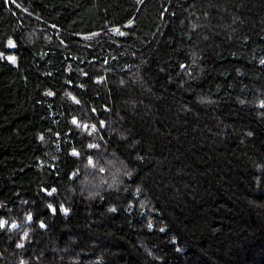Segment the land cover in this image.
Wrapping results in <instances>:
<instances>
[{
    "label": "trees",
    "instance_id": "trees-1",
    "mask_svg": "<svg viewBox=\"0 0 264 264\" xmlns=\"http://www.w3.org/2000/svg\"><path fill=\"white\" fill-rule=\"evenodd\" d=\"M0 52V264H264V0H0Z\"/></svg>",
    "mask_w": 264,
    "mask_h": 264
},
{
    "label": "rangeland",
    "instance_id": "rangeland-1",
    "mask_svg": "<svg viewBox=\"0 0 264 264\" xmlns=\"http://www.w3.org/2000/svg\"><path fill=\"white\" fill-rule=\"evenodd\" d=\"M80 115L84 116L83 118H80V120L83 121L82 124L76 126L80 131L87 133L93 129V125L94 128L97 129L98 131L96 132V134H93L92 132L88 134L89 141L91 142L95 138V136L98 135L97 133H99L100 128L95 126L93 121V119L95 118L93 116H90L89 114L86 113ZM86 124L89 125L85 126ZM99 143H100L99 141H95L94 147H100ZM94 151L95 150L93 149L92 153L89 155V157H87V162H85V164L82 167V173L80 178L83 183V191L85 195L89 197L95 195V193L100 190L102 185H106L107 183L109 184L111 182V181L109 182V179L107 178L108 175L114 177L119 176V179H121L122 175L127 173V168L124 163L118 162L114 158L112 159L104 153L98 156L97 154H95ZM90 164H92V166ZM115 168L118 169L116 174L113 173ZM103 174H106L107 176H103Z\"/></svg>",
    "mask_w": 264,
    "mask_h": 264
},
{
    "label": "snow or ice",
    "instance_id": "snow-or-ice-1",
    "mask_svg": "<svg viewBox=\"0 0 264 264\" xmlns=\"http://www.w3.org/2000/svg\"><path fill=\"white\" fill-rule=\"evenodd\" d=\"M12 2H14V0H12ZM116 31L119 32L118 29ZM119 34L120 35H124V33H122V32H120ZM8 47L9 48H15L16 45H15V43L13 41L9 40ZM0 57H4V53L0 52ZM4 58L8 59L11 63H15L16 62V57L14 55L7 56V57H4ZM48 95H52V93H48ZM76 102L78 103V101H76ZM73 123L75 124L76 121L74 120ZM73 155H78V153L74 152ZM29 219H31V217H29ZM3 227H4V222L0 221V228H3ZM41 227H43V225H41ZM20 246L22 247V245H20Z\"/></svg>",
    "mask_w": 264,
    "mask_h": 264
}]
</instances>
